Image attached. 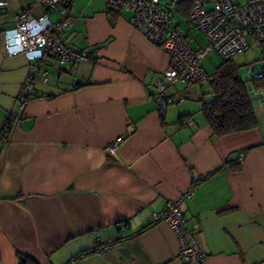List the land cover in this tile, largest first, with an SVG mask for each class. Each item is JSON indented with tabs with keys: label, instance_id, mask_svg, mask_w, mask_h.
Segmentation results:
<instances>
[{
	"label": "crops",
	"instance_id": "1",
	"mask_svg": "<svg viewBox=\"0 0 264 264\" xmlns=\"http://www.w3.org/2000/svg\"><path fill=\"white\" fill-rule=\"evenodd\" d=\"M3 1L0 129L9 128L0 138V264H19L18 255L65 264L87 248L70 264H183L175 234L152 215L189 189L181 212L197 231L203 264H264V89L251 82L260 55L238 74L256 127L214 137L200 113L208 84L170 87L166 94L183 101L160 112L152 94L169 60L129 24V12H109L105 0H59L49 19L67 18L64 37L96 61L46 58L47 80L35 83L14 122L30 60L8 56L2 35L18 14L36 18L46 7ZM182 7L173 8L174 24L192 38ZM128 132L117 155L106 154Z\"/></svg>",
	"mask_w": 264,
	"mask_h": 264
},
{
	"label": "built area",
	"instance_id": "2",
	"mask_svg": "<svg viewBox=\"0 0 264 264\" xmlns=\"http://www.w3.org/2000/svg\"><path fill=\"white\" fill-rule=\"evenodd\" d=\"M59 0H36L37 5L45 6V13L29 18L26 12L16 16L12 29L3 32L4 49L8 56L26 55L29 60L28 74L22 85L17 111L11 115L14 122L26 104L34 99L36 82H46L44 70L46 58L54 55L59 64L72 66L78 61L95 62L94 54L70 45L63 33L68 19H49L48 11L54 9ZM109 12L130 13L129 24L142 33L148 42L158 46L168 57L169 65L156 82L152 94L160 112L175 101H183L176 94H166V90L176 85L208 82V77L200 64L208 52H215L222 59L243 53L264 40V0H105ZM182 2H189V29L203 36V48L192 49L186 41L179 24H174L173 8ZM6 2L0 0V15L6 9ZM261 66H264L262 62ZM249 70L251 68H248ZM261 72L255 78L261 77ZM8 126L0 129V138H8ZM132 127L128 128L131 132ZM129 136V132L115 137L104 148L106 154L116 156L117 147ZM241 154L237 161L240 162ZM193 197L187 190L178 198L168 200L153 213L152 223L163 222L175 234L178 242L177 260L183 264H203L206 254L200 248L195 228L186 226L181 206ZM124 235V234H123ZM105 249V248H104ZM103 248L95 250L104 251Z\"/></svg>",
	"mask_w": 264,
	"mask_h": 264
},
{
	"label": "trees",
	"instance_id": "3",
	"mask_svg": "<svg viewBox=\"0 0 264 264\" xmlns=\"http://www.w3.org/2000/svg\"><path fill=\"white\" fill-rule=\"evenodd\" d=\"M183 10L181 16L188 18L190 3H180ZM180 10V8H179ZM259 59L264 62V40L257 43ZM244 65L235 63L233 57L222 60L212 75L208 76V92L202 93L200 113L212 129L214 137H221L235 132L248 131L256 127V116L245 83L242 81L239 70ZM261 77L252 79V87L264 89V66H261ZM210 95L209 98L206 96ZM230 167L237 169L236 161L227 160ZM93 248L77 252L65 264L81 259L91 254ZM19 264H37L27 256L18 255Z\"/></svg>",
	"mask_w": 264,
	"mask_h": 264
},
{
	"label": "rangeland",
	"instance_id": "4",
	"mask_svg": "<svg viewBox=\"0 0 264 264\" xmlns=\"http://www.w3.org/2000/svg\"><path fill=\"white\" fill-rule=\"evenodd\" d=\"M161 1L167 2V0ZM192 34V38L188 37L186 40L188 42L189 47L192 49H195L197 47L203 48V46L206 44V41L204 40L203 36L197 33L196 31H192ZM257 49L258 48L256 46H252L245 52L234 55L233 59L236 61V63H240L241 65H245L247 62L255 61L259 57V51ZM221 61L222 59L218 56V54L210 51L203 56L199 65H201L202 69L206 73V76L208 77L212 75L215 68L219 65V63H221ZM241 69L244 70V66ZM195 85L202 86V89L204 90L205 88H207V82L196 83Z\"/></svg>",
	"mask_w": 264,
	"mask_h": 264
}]
</instances>
